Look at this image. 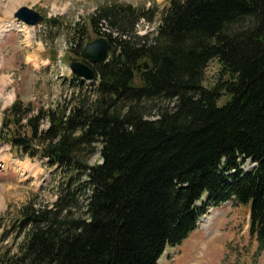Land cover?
I'll use <instances>...</instances> for the list:
<instances>
[{"label":"trees","instance_id":"16d2710c","mask_svg":"<svg viewBox=\"0 0 264 264\" xmlns=\"http://www.w3.org/2000/svg\"><path fill=\"white\" fill-rule=\"evenodd\" d=\"M154 12L97 5L68 39L76 55L87 29L110 41L90 64L95 77L71 80L64 102L34 113L17 97L5 107L3 135L24 118L37 147L23 150L62 176L49 204L18 207L21 238L0 264H156L195 228L200 199L247 204L248 232L264 245V0H167L150 34H137L136 20Z\"/></svg>","mask_w":264,"mask_h":264},{"label":"rangeland","instance_id":"374dc122","mask_svg":"<svg viewBox=\"0 0 264 264\" xmlns=\"http://www.w3.org/2000/svg\"><path fill=\"white\" fill-rule=\"evenodd\" d=\"M107 1L153 7L152 20H139V25L134 27L140 34H150L167 3V0H0V121L5 107L15 97L22 106L30 107L28 113H34L38 106L44 108L68 98L74 88L67 64L79 58L72 50L69 37L74 34V27L87 26L88 14ZM19 5L38 10L49 20L36 25L24 24L13 16ZM101 29L109 31L110 28L102 22ZM87 31L89 38L85 39L93 38L94 34ZM110 32L117 33L112 29ZM54 54L66 65L64 76H60L58 57L54 59ZM217 70L216 60L210 59L203 71L204 86L213 82ZM44 125V122L40 124ZM7 129L0 130V215L4 212L0 218V251L5 249L11 253L21 238L15 225L18 207L27 200L35 206L49 204L55 197V185L62 169L48 166L37 154L25 156L27 152L19 145L5 140L7 137L3 134ZM26 131L22 118L17 133H12L26 135ZM35 142L29 139L30 150L37 147ZM88 160H99L96 152ZM250 166L249 160L242 164L244 170ZM201 201H196V205H204L196 227L177 244L166 245L156 264H264V245L257 248L254 236L248 232L247 204L228 199L213 206Z\"/></svg>","mask_w":264,"mask_h":264},{"label":"water","instance_id":"95a60500","mask_svg":"<svg viewBox=\"0 0 264 264\" xmlns=\"http://www.w3.org/2000/svg\"><path fill=\"white\" fill-rule=\"evenodd\" d=\"M14 15L27 24H35L42 20V15L38 11L24 5L19 6L15 10ZM112 49V45L104 36H96L83 44L79 52V55L83 60H70L68 63L69 69L74 74L79 75L84 79H91L94 77L95 72L84 60L89 62L102 60L107 56V52ZM143 66H147L146 62H143ZM13 141L22 145L27 143V139L24 137L13 138Z\"/></svg>","mask_w":264,"mask_h":264},{"label":"bare ground","instance_id":"6f19581e","mask_svg":"<svg viewBox=\"0 0 264 264\" xmlns=\"http://www.w3.org/2000/svg\"><path fill=\"white\" fill-rule=\"evenodd\" d=\"M147 20V19H146ZM146 20H145V22H146ZM150 22V21H149ZM143 27V26H142Z\"/></svg>","mask_w":264,"mask_h":264}]
</instances>
